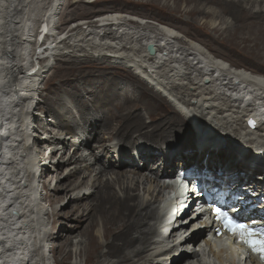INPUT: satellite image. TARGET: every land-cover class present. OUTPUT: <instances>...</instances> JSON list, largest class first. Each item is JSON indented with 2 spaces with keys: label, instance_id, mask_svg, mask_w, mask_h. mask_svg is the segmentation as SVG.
Masks as SVG:
<instances>
[{
  "label": "bare ground",
  "instance_id": "obj_1",
  "mask_svg": "<svg viewBox=\"0 0 264 264\" xmlns=\"http://www.w3.org/2000/svg\"><path fill=\"white\" fill-rule=\"evenodd\" d=\"M75 2L0 0V133L10 137L0 146V264H227L212 246L209 254L186 252L187 241L177 234L191 228L181 223L188 215L168 224L172 199L163 181L192 164L199 181L236 191L262 208L250 219H264V175H253L264 173V106L253 99L242 106L252 92L264 99V76L253 73L264 74V0H153L171 15L169 23L203 37L210 49L183 41L178 32L170 30V38L149 23L126 20L123 12L104 13L93 24L80 20L65 36L56 34L75 15L76 4H95ZM171 24L161 23L177 30ZM149 43L156 44V55L148 52ZM61 53L67 59L61 55L55 76L46 77ZM71 59L78 61L72 65ZM95 60L101 63H85ZM226 60L239 71L224 67ZM202 64L227 76L211 77ZM91 67L100 71L83 73ZM42 90L44 104L38 100ZM46 114L54 120L48 123ZM201 121L262 158L252 159L251 170L237 171L241 148L208 135H195L193 150L187 144L153 154L150 143H136V137L150 142L183 134V124L200 133ZM80 133L95 143L89 152ZM126 138L133 151L124 148ZM170 227L168 237L161 235ZM203 236L193 232L188 241L200 243ZM252 264L258 263L252 258Z\"/></svg>",
  "mask_w": 264,
  "mask_h": 264
},
{
  "label": "rangeland",
  "instance_id": "obj_2",
  "mask_svg": "<svg viewBox=\"0 0 264 264\" xmlns=\"http://www.w3.org/2000/svg\"><path fill=\"white\" fill-rule=\"evenodd\" d=\"M71 2H75V1H78V0H70ZM87 1V0H86ZM38 2V1H37ZM65 3L66 2V0H62V3ZM97 2V1H96ZM95 2V4H93V5H91L90 7H87V9H85L84 8V3H79V4H76V6L78 7V9H77V12L75 13V15L74 16H72V17H70V19L69 18H67V22L65 23V24H61V27H59L58 26V28L57 29H55L56 30V34H57V32L58 33H62V32H65L66 33V31H67V29H68V27L70 26V25H73V23H76V22H79L80 20H82V22H85L86 20H89V19H94V18H96L97 16H100V15H102V14H104V13H108V12H123L124 14H126V15H128V16H137V17H139V18H144V19H146V20H148V21H151V22H153V23H164V24H171V23H169V21H167V18H170V16L171 15H169L167 12L168 11H166L163 7H160V5L159 4H155V3H153V0H98V2L96 3ZM137 2H139L140 4H138ZM76 3V2H75ZM136 3L138 4V5H136ZM83 6V7H82ZM34 8H37L38 9V7L37 6H34L33 7V9ZM83 9V10H82ZM86 11H85V10ZM41 11V10H40ZM43 12V11H42ZM36 13H40V12H38V11H36ZM60 18V16H58L57 17V19H58V24H59V22L60 23H62L61 22V20L59 19ZM69 20V21H68ZM199 21H200V24H201V26H202V23H204L205 21H203V22H201L202 21V18H199ZM171 25H174V26H176V28H177V32H178V34H179V36H181V39L183 40V41H190V40H195V43L198 45V46H200L201 48H202V46L201 45H199V44H203L204 46H205V43L204 42H206L205 40H204V38L203 37H196V38H194L191 34H187V32L185 31V30H187L186 28H184V26H182L180 23H177L176 22V25H175V23L174 24H171ZM84 26H86L85 24H84ZM202 28H204V26H202ZM205 29V28H204ZM43 30V26L41 27V28H39V30H38V32H41ZM209 30V29H208ZM185 31V32H184ZM68 33V32H67ZM38 36H39V34H37V38H38ZM89 38H91V37H89ZM179 41V40H178ZM181 41V40H180ZM73 42V41H72ZM203 42V43H202ZM199 43V44H198ZM71 44V43H70ZM177 44H179V43H177ZM205 47H208L207 45L205 46ZM205 47H203V48H205ZM208 49H210L209 47H208ZM70 51V53H72V50H69ZM207 50L205 49V52H206ZM210 51H212V50H210ZM210 51H207V52H209L210 53ZM76 53L77 54H79V55H83V54H85L84 52H77L76 51ZM225 54H230L229 52H225ZM61 55H64V53H61L60 54V56ZM79 55H77L78 57H79ZM210 55V54H209ZM59 55L57 56V57H55L54 58V60H52L51 61V69L48 71V73L45 75L46 77H51V76H55V71H56V68L57 67H60L61 66V64H62V62H60V60H59V58H62L63 56H61L60 57ZM211 56H215L214 54H213V51H212V55ZM67 59V55H66V53H65V55H64V57H63V59ZM82 58V57H81ZM212 59H214V60H216V58L214 57V58H212ZM76 61H78L77 59H71V62H70V64H72V65H74V64H76ZM221 61V60H220ZM199 62H201L202 63V61H200V59H198V63ZM223 62V61H222ZM85 63H89L90 65L91 64H95V63H101L100 61H97V60H95V61H87V62H85ZM197 63V64H198ZM224 63V62H223ZM232 62L230 61V60H226V64H227V66L229 67V68H234V67H232V64H231ZM104 64L105 65H110L109 64V62H104ZM93 66V65H92ZM201 66H203L204 68L205 67H207V68H205V69H208L209 71H210V69H209V66H205L204 64H202ZM245 67H248V69H250V70H252V66H249V65H247V66H245ZM93 67H91V68H89V70L88 69H86L83 73H88V72H97V71H100V70H97V69H92ZM235 69V68H234ZM235 70H237V69H235ZM237 71H239V70H237ZM254 74H257V75H261V76H264V74H262V73H259V72H253ZM226 75V74H225ZM227 76V75H226ZM211 77H215V75H211ZM217 77H219V75L217 76ZM232 79H234L233 80V82L232 83H235V78H232ZM241 82V81H240ZM226 83H229L228 81L226 82ZM42 88L45 86V81H44V83H42L41 85H40ZM229 88H232V87H230L229 86ZM238 88H239V86H238ZM238 88H233V89H237V91H239V89ZM247 89H248V87H247ZM41 92V91H40ZM42 93H44V95L42 94V96L40 97V98H38V100H40V102H41V104H44L45 102H46V99H47V97H46V94H47V92H45L44 90H42ZM226 94V93H225ZM228 94V93H227ZM229 95V94H228ZM236 100H237V98H235ZM64 100H65V102L66 103H68V104H70V99H69V97H67V96H65L64 97ZM243 102V99H241V103ZM245 102L246 103H243L242 104V106H245V107H247V106H249V104L247 105V101L245 100ZM230 105V104H229ZM236 106H237V108H239V103H236ZM257 109V108H256ZM39 110V109H38ZM258 110H259V108L257 109V114H258V117H259V113H258ZM37 112H41V111H37ZM142 114H143V116L145 117V120H146V123L147 124H149L150 123V120H149V117L147 116V114L145 113V111H142ZM74 115H76V113L74 114ZM45 116V115H44ZM46 116H47V119H48V123L50 122V120H52L53 119V117H52V115L51 114H46ZM65 117H69L68 115H65ZM54 120V119H53ZM203 121H201L200 123H202ZM51 124V123H50ZM184 126L182 127V129L183 130H185V131H183L184 133L182 134L181 132V134H177V132L176 133H174L173 135H171V133H168V134H166V135H159V136H157L155 139H152L150 142H146V141H144V140H142V139H139L138 137H136L135 139H137L136 140V143L140 146H145V145H147L148 143H150V146L151 147H155V149L153 150V149H151L150 150V153H153V154H155V153H157L158 151H162V149L164 148V147H174V146H178V147H180V148H182V147H186L187 146V144L189 145V149H191V150H193L192 149V146H193V144H194V142H195V135L197 136V138L199 139V140H204V139H208L207 138V135L208 136H215L216 138H218L219 140H221V141H225L226 143H228V142H230V143H233V147L234 146H238L239 148H241V160H238L237 161V166H236V169H240V168H242L243 169V171H247V170H249V168H250V170L252 169V159H255V160H258V159H260V158H262V157H258V156H255V155H253L252 154V152H250V150H249V148L248 149H246V148H242V147H240V144H239V142H238V138H234V139H231V140H227L226 138H224V137H221L219 134H218V132L216 131V126H214V125H211V124H209V122H203L202 123V125L203 126H200V128H201V130H200V133L199 132H197V131H195V130H191V128H192V126L191 125H188V124H183ZM208 128H207V127ZM210 126V127H209ZM248 126H249V124H248ZM53 127V126H52ZM209 129L208 131H207V129ZM59 129L57 128V130H55V132L56 131H58ZM42 131H40V133H41ZM52 132L53 131H48L46 134H52ZM58 132H60V135H63V137H69L70 139H71V135L70 134H68V133H66V131L64 132L63 130L62 131H58ZM43 133V132H42ZM195 133V134H194ZM203 133V134H202ZM80 135H81V137H82V141L83 142H85V144H84V146L85 147H90V148H87V151L89 152V150L88 149H91V147L92 146H94V142L93 141H90L88 138H87V135H84V134H81L80 133ZM135 135V133H133L132 134V136H134ZM43 136H44V133H43ZM203 137V138H202ZM202 138V139H201ZM128 139L126 138L125 139V141L124 140H122V141H124V144H123V146H124V148H128L127 150H129V151H133L134 149L132 148V146L133 145H131L130 144V142H128L127 141ZM149 140V139H148ZM207 141H210V140H207ZM114 142H118L116 139L114 140ZM190 143V144H189ZM213 144V143H212ZM96 145H97V143H96ZM99 145V144H98ZM44 146V145H43ZM129 146H131V147H129ZM135 147V146H134ZM82 148H84V147H82ZM149 148V147H148ZM81 149V148H80ZM73 150H71V152H72ZM167 151H170V149H168ZM48 153V152H47ZM223 155H225V154H222V156ZM128 160H130V159H128ZM241 161H250L251 162V167H249V166H246L244 163H242ZM129 167H131V166H129ZM244 167V168H243ZM125 167H123V169H124ZM255 177H256V179H258L257 177H259V178H261L260 176H263L264 175V173H263V169H260V170H258V171H256L255 172V174H253ZM65 228V227H64ZM67 229V228H66ZM69 229V228H68ZM65 231V229H62V231H60L59 233H63ZM63 240H64V237H63ZM77 241H78V239H75L74 240V243H77ZM73 243V244H74ZM60 258H62V257H60ZM55 261V260H54ZM53 264H55L54 262H53Z\"/></svg>",
  "mask_w": 264,
  "mask_h": 264
},
{
  "label": "snow or ice",
  "instance_id": "obj_3",
  "mask_svg": "<svg viewBox=\"0 0 264 264\" xmlns=\"http://www.w3.org/2000/svg\"><path fill=\"white\" fill-rule=\"evenodd\" d=\"M215 212L223 220L226 229L233 234H239L243 243L247 244L252 251L258 252L264 257V229H256L248 224L240 223L227 211H223L220 208H216Z\"/></svg>",
  "mask_w": 264,
  "mask_h": 264
},
{
  "label": "clouds",
  "instance_id": "obj_4",
  "mask_svg": "<svg viewBox=\"0 0 264 264\" xmlns=\"http://www.w3.org/2000/svg\"><path fill=\"white\" fill-rule=\"evenodd\" d=\"M124 15H125V14H124ZM97 17H99V16H97ZM97 17H96V18H97ZM134 17H137V16H134ZM89 20H91V19H89ZM86 21H88V20H86ZM85 24H87V23H85ZM157 24H161V23H153V24H150V23H149V25H153V26H157ZM44 26H45V25H44ZM59 27H61V26H59ZM67 30H68V29H67ZM68 31H69V30H68ZM68 31H66V33H65L64 35H66ZM220 251H222L223 254L228 253L225 249H221ZM225 258H226L229 262H230V261H233V260H229L228 257H226V256H225ZM234 261H235V260H234ZM229 262H227V264H229ZM248 263L252 264V261H249V260H248V261H246L245 263H242V264H248Z\"/></svg>",
  "mask_w": 264,
  "mask_h": 264
},
{
  "label": "water",
  "instance_id": "obj_5",
  "mask_svg": "<svg viewBox=\"0 0 264 264\" xmlns=\"http://www.w3.org/2000/svg\"><path fill=\"white\" fill-rule=\"evenodd\" d=\"M44 28H45V26H44ZM147 50H148V52H149L150 54H155L154 46H152V45L148 46ZM249 126H250V127H253V126H254V123H253V122H252L251 124L249 123Z\"/></svg>",
  "mask_w": 264,
  "mask_h": 264
}]
</instances>
